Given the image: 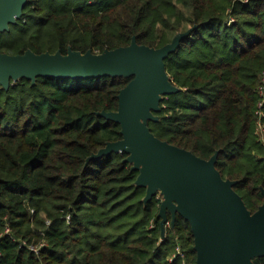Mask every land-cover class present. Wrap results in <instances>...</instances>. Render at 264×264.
Returning a JSON list of instances; mask_svg holds the SVG:
<instances>
[{
  "label": "trees",
  "instance_id": "16d2710c",
  "mask_svg": "<svg viewBox=\"0 0 264 264\" xmlns=\"http://www.w3.org/2000/svg\"><path fill=\"white\" fill-rule=\"evenodd\" d=\"M193 28L165 60L179 91L148 127L203 160L218 153L217 171L236 182L254 214L264 190V0H28L17 24L0 33V53L102 54L133 38L159 49ZM131 80L0 85V264L196 263L190 225L168 215L162 234L163 199L145 202L127 155L87 163L122 140L120 125L97 115L118 111Z\"/></svg>",
  "mask_w": 264,
  "mask_h": 264
},
{
  "label": "water",
  "instance_id": "95a60500",
  "mask_svg": "<svg viewBox=\"0 0 264 264\" xmlns=\"http://www.w3.org/2000/svg\"><path fill=\"white\" fill-rule=\"evenodd\" d=\"M28 0H0V33L8 32L21 19ZM194 28L177 34L170 44L155 49L139 45L94 54L68 50L40 55L28 50L23 55L0 53V85L38 78L92 80L132 78L119 92L118 111L97 116L121 127L122 140L108 143L87 160L112 153L127 155L126 163L139 173L136 184L147 189L145 202L162 197L158 218L165 234L168 215L185 220L194 237L195 264H254L264 258L263 204L252 214L234 191L236 182L224 180L216 169L218 153L203 160L192 152L156 138L148 122L169 95L177 93L167 75L165 60L190 37Z\"/></svg>",
  "mask_w": 264,
  "mask_h": 264
},
{
  "label": "built area",
  "instance_id": "2783aa9c",
  "mask_svg": "<svg viewBox=\"0 0 264 264\" xmlns=\"http://www.w3.org/2000/svg\"><path fill=\"white\" fill-rule=\"evenodd\" d=\"M258 95L260 98V102L258 105L259 106V112L257 113L258 120H259L258 137L264 143V73L261 75V78H260ZM33 251L35 252V250H33Z\"/></svg>",
  "mask_w": 264,
  "mask_h": 264
},
{
  "label": "rangeland",
  "instance_id": "374dc122",
  "mask_svg": "<svg viewBox=\"0 0 264 264\" xmlns=\"http://www.w3.org/2000/svg\"><path fill=\"white\" fill-rule=\"evenodd\" d=\"M168 225H169V224H168ZM168 225H167V226H168ZM167 226H166V227H167Z\"/></svg>",
  "mask_w": 264,
  "mask_h": 264
}]
</instances>
